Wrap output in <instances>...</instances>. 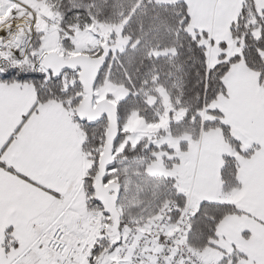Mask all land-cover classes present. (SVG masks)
Returning a JSON list of instances; mask_svg holds the SVG:
<instances>
[{
	"label": "snow or ice",
	"instance_id": "6c2138e0",
	"mask_svg": "<svg viewBox=\"0 0 264 264\" xmlns=\"http://www.w3.org/2000/svg\"><path fill=\"white\" fill-rule=\"evenodd\" d=\"M0 264H264V0H0Z\"/></svg>",
	"mask_w": 264,
	"mask_h": 264
}]
</instances>
